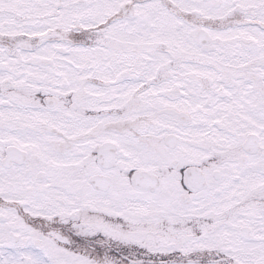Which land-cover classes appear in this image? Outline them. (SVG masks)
<instances>
[{
  "label": "snow or ice",
  "instance_id": "obj_1",
  "mask_svg": "<svg viewBox=\"0 0 264 264\" xmlns=\"http://www.w3.org/2000/svg\"><path fill=\"white\" fill-rule=\"evenodd\" d=\"M0 264H264V0H0Z\"/></svg>",
  "mask_w": 264,
  "mask_h": 264
}]
</instances>
